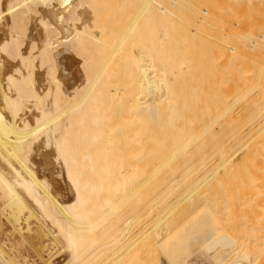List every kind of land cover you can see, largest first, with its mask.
<instances>
[{"label":"bare ground","instance_id":"obj_1","mask_svg":"<svg viewBox=\"0 0 264 264\" xmlns=\"http://www.w3.org/2000/svg\"><path fill=\"white\" fill-rule=\"evenodd\" d=\"M200 213L180 263L264 264V0H0V264H175Z\"/></svg>","mask_w":264,"mask_h":264},{"label":"rangeland","instance_id":"obj_2","mask_svg":"<svg viewBox=\"0 0 264 264\" xmlns=\"http://www.w3.org/2000/svg\"><path fill=\"white\" fill-rule=\"evenodd\" d=\"M66 179L63 177V186H67L66 184ZM62 187V185H61ZM64 188V187H63ZM62 188V189H63ZM68 189V198H72L73 197V193L72 191L69 189V187H66ZM64 188V189H66ZM197 217V218H196ZM194 217L187 225V230H183V231H179L173 238H171V254H169V258L175 263V264H183L180 263L182 257H184L187 254H190L192 251H195V253L202 257L204 255H206L207 253H209L208 251H205L204 246H202L203 244V240L201 242H196L194 240L195 237H203L204 235V230H200L198 229V224L199 222H201L204 217L202 216V213H200L198 216ZM209 227V224L205 225V228ZM201 231V232H200ZM193 236V237H192ZM1 237V236H0ZM191 237L193 238V240L191 239ZM203 239V238H202ZM188 241V242H187ZM191 242V243H190ZM194 242V243H193ZM182 243V244H181ZM182 245L183 248H181L180 246ZM184 244V245H183ZM199 246V247H198ZM193 247V248H192ZM189 249V251H188ZM203 249V250H202ZM14 256L15 259L19 262V264H25L22 259L21 256L22 255H27V261L30 264H39L38 259L36 257V255L29 251L27 252V250L23 249L22 247H17L15 249H12L11 252ZM43 256L49 255L51 254L50 252V248H45L43 249L42 252ZM63 255V256H62ZM62 256V257H61ZM60 257V258H59ZM62 258V259H61ZM66 259V256L64 254H60L58 255L54 260V262H52V264H62L64 262V260ZM62 261V262H61ZM186 264H190V263H186Z\"/></svg>","mask_w":264,"mask_h":264}]
</instances>
